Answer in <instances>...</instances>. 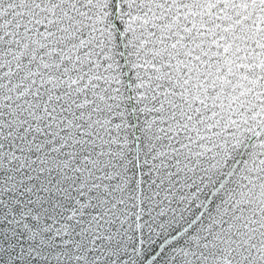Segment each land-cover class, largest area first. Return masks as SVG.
<instances>
[{"label": "snow or ice", "instance_id": "1", "mask_svg": "<svg viewBox=\"0 0 264 264\" xmlns=\"http://www.w3.org/2000/svg\"><path fill=\"white\" fill-rule=\"evenodd\" d=\"M0 264H264V0H0Z\"/></svg>", "mask_w": 264, "mask_h": 264}]
</instances>
